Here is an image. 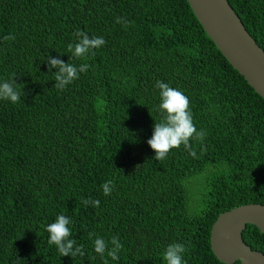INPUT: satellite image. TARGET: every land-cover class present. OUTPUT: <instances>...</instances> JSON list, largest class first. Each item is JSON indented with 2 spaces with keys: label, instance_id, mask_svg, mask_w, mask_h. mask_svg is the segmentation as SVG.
I'll use <instances>...</instances> for the list:
<instances>
[{
  "label": "trees",
  "instance_id": "16d2710c",
  "mask_svg": "<svg viewBox=\"0 0 264 264\" xmlns=\"http://www.w3.org/2000/svg\"><path fill=\"white\" fill-rule=\"evenodd\" d=\"M228 2L264 50V0ZM78 29L105 45L72 58ZM49 57L89 68L61 91ZM13 77L24 95L0 100V264H165L173 243L186 264H224L211 247L217 218L264 205V99L187 0H0V82ZM158 80L191 102L205 132L191 141L195 157L181 146L154 159ZM61 214L83 258L49 245L46 227ZM97 236L109 247L119 237V260L95 253ZM243 238L264 253L256 226Z\"/></svg>",
  "mask_w": 264,
  "mask_h": 264
},
{
  "label": "clouds",
  "instance_id": "9594fccd",
  "mask_svg": "<svg viewBox=\"0 0 264 264\" xmlns=\"http://www.w3.org/2000/svg\"><path fill=\"white\" fill-rule=\"evenodd\" d=\"M117 22L122 23L124 21L118 18ZM74 35L77 42L68 46L72 58H84L93 50L101 48L106 43L103 37H90L86 32L79 29ZM4 39H14V36L9 35ZM47 63L49 71L52 68L57 69L54 73V87L61 91L74 80L78 79L80 73H86L89 68L88 64L77 66L52 57L48 58ZM156 87L159 89L160 95L158 110L162 114L163 119L160 122L154 123L152 136L147 141L149 147L155 153L154 159L163 160L167 158L171 150L179 149L181 146L191 156L195 157L196 151L192 148L191 141H203L205 132L203 130L198 131L196 128L189 98L181 90L171 87L168 83L158 80ZM22 89L15 82V77L11 81L0 82V100L8 101L12 104L19 103L22 98L21 94H23ZM113 187L114 185L111 180L103 183L101 185L103 194L105 196L110 195ZM81 202L86 206L90 204L93 207H99L100 204L99 200L83 199ZM70 224V217L63 214L56 216L55 221L46 227V231L49 234L48 243L56 247L60 256L83 258L85 256L84 247L83 245L76 246L75 240L71 238ZM93 235V233H90L89 238H92ZM110 244L111 247H109V242L97 236L94 240L95 253L102 258L106 254L113 261L119 260V252L123 247L119 242V237H112ZM185 252L186 248L183 244H170L163 254L165 264H186L184 260ZM104 264H108L107 259L104 260Z\"/></svg>",
  "mask_w": 264,
  "mask_h": 264
},
{
  "label": "water",
  "instance_id": "95a60500",
  "mask_svg": "<svg viewBox=\"0 0 264 264\" xmlns=\"http://www.w3.org/2000/svg\"><path fill=\"white\" fill-rule=\"evenodd\" d=\"M205 32L237 72L264 99V50L228 0H187ZM248 225L264 233V205L246 204L222 213L211 229V247L224 264H264V253L244 240Z\"/></svg>",
  "mask_w": 264,
  "mask_h": 264
}]
</instances>
